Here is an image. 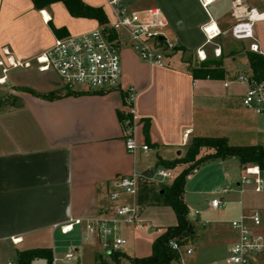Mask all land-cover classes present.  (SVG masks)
<instances>
[{
	"label": "crops",
	"instance_id": "1",
	"mask_svg": "<svg viewBox=\"0 0 264 264\" xmlns=\"http://www.w3.org/2000/svg\"><path fill=\"white\" fill-rule=\"evenodd\" d=\"M82 1L90 7H100L108 24L115 21L116 8L110 0ZM239 1L242 5L238 12L245 8L264 11V2ZM237 3L120 0L119 6L136 11L141 21L149 19V10L160 9L167 20L164 38L185 49L178 51L179 60L174 61L175 54L166 59L167 64L150 63L125 42L121 47L123 73L118 88L93 91L72 87L79 93L65 95L66 91L59 88L42 92L29 87L35 94L23 90L17 95L18 105L0 108V241H10L16 251L52 248L56 256L55 237L66 234L55 224L82 218L83 223L74 230L85 228L86 219L107 213L111 206L109 192L117 177L133 172L150 174V169L155 170L153 166L168 168L159 164L160 159L183 157L195 136H224L230 142L232 125L240 129L245 125L256 141L233 145L264 144V124L245 118L250 116L249 111L255 114L242 103L247 85L235 80L243 71L251 74L246 51L251 50L253 40H239L231 35L236 45L221 42L230 34L233 24H226L235 17ZM43 11L50 19L44 18ZM213 22L220 33L208 40L204 28ZM100 25L96 17L72 15L62 1L39 9L33 0H0V60L7 58L5 50L13 59H30L50 47L56 37L82 34ZM253 31L258 53L264 55V19L255 20ZM122 36L127 39L126 33ZM217 47L221 48L220 56L214 53ZM202 49L207 58L222 59L223 78L193 77L189 67L200 65L197 51ZM1 77L5 81H0V85L9 82L7 74ZM14 85L13 82L10 87ZM52 93L62 95L47 97ZM133 113L137 116L133 136L138 143L148 144V151L139 148L130 153L127 149L124 122ZM146 122L148 139L144 132ZM212 130L219 134L209 135L207 131ZM260 139L262 142H258ZM188 165L180 163L170 168L175 176L169 183L155 180V175L145 179L139 185L138 196L145 184H170ZM187 179H193L192 174ZM184 200L187 203L185 194ZM227 201L239 209L238 217L249 214L251 208L264 213L258 197ZM189 218L193 222L199 220ZM222 226L217 225V230ZM228 228L233 241L235 232L230 225ZM27 240L31 244H25ZM12 264H16V259Z\"/></svg>",
	"mask_w": 264,
	"mask_h": 264
},
{
	"label": "built area",
	"instance_id": "2",
	"mask_svg": "<svg viewBox=\"0 0 264 264\" xmlns=\"http://www.w3.org/2000/svg\"><path fill=\"white\" fill-rule=\"evenodd\" d=\"M237 1L233 12L237 22L231 26L230 33L235 39H252L250 49L258 52L259 46L255 42L253 28L255 20L264 19V11L245 8L244 11L238 12L237 8L240 9L242 4L239 0ZM119 2L120 0H110V4L116 8L114 22L82 34L56 37L50 47L30 59H13L9 51L5 50L7 58L0 60V66L7 71L36 65L40 71L56 72L64 85L93 91H108L118 88L121 84L123 73L121 47L125 42L142 59L150 63L167 64L166 59L177 44L167 38H160L167 25V20L160 9L149 10V19L141 21L136 11L121 8ZM254 11L259 13L258 17H253ZM204 30L208 40H212L220 33L219 29L211 30L210 26L205 27ZM111 31L116 33L114 37H111ZM122 33H126V40ZM214 53L220 56L221 48H215ZM197 54L201 61L207 59L204 49L198 50ZM235 80L247 85L242 99L243 105L256 115L264 117V79L258 81L250 74L243 73ZM133 114L134 122L137 116ZM133 128L127 130V149L130 153H135L139 148L148 151L150 146L137 142L133 136ZM154 175L162 179L175 176L173 169L161 167L154 170ZM145 179L147 177L142 173L136 172L117 177L109 192L111 206L108 212L86 219L83 238L85 240L93 238L99 241L104 250L120 249L127 241L117 235L118 224L135 223L136 227L150 231L153 226L139 220L141 206L137 200L139 185ZM237 186L241 193L247 191L264 193V171L259 166L247 167ZM231 190H233L231 186L216 189L217 195L211 199L210 207L214 209L225 207L229 203L225 195ZM241 204L242 201H239L238 205ZM82 223V218H75L67 224H55V227H59L63 234H68L74 230L76 225ZM230 223L235 237L228 248V253L222 259L213 260L207 264H254L256 256L264 251V234L261 230L264 225L262 212L257 208L253 209L251 213L232 219ZM163 230L160 227L156 229L158 234L163 233ZM13 242L17 243L18 239H13ZM171 246L182 254L184 246L176 240L171 241ZM192 252L193 249L187 247L186 253L191 254ZM75 258V252L69 250L62 258L54 255L52 264H60L61 261L64 264H71ZM9 264L12 263L9 262Z\"/></svg>",
	"mask_w": 264,
	"mask_h": 264
},
{
	"label": "rangeland",
	"instance_id": "3",
	"mask_svg": "<svg viewBox=\"0 0 264 264\" xmlns=\"http://www.w3.org/2000/svg\"><path fill=\"white\" fill-rule=\"evenodd\" d=\"M257 1L260 3L264 2V0ZM236 22L237 19L234 17L226 26L230 27ZM225 36L226 37L222 39L221 42L227 41L228 44L236 45L231 33ZM175 54L177 55L174 61H177L180 58V52H172L173 56ZM243 73L250 74V71H243ZM2 74H7L9 76V82L0 85L1 109L18 105L20 100L17 95L25 88L31 87L42 92L52 88H59L60 91L64 92L66 88H68L67 85L63 84L56 72L52 70L40 72L36 65L30 68L21 67L9 69L7 71H4L3 66H0V79L2 78ZM13 82L15 85L10 87ZM9 87L13 89L15 94H11L8 91ZM70 88L73 89L72 87ZM6 91L8 92L4 94ZM11 95H16V97ZM248 113L250 116H248V118L245 117L246 120H255L257 123L264 124V117L255 115L250 111ZM242 124L243 123L240 122V126ZM232 126L233 127L230 128L231 131H234L230 141L232 144L256 142L253 135L247 132L248 128L245 125L241 127L242 129L236 128L235 125ZM207 132L209 135L219 134V131L214 130ZM258 142H262V140L260 139ZM153 167L156 170L158 169V167ZM191 174L193 179H187L184 194L190 209L189 216L199 220H194L195 232L192 241L190 244L183 247L179 260L172 264H207L213 260L222 259L226 255L227 245L232 241V235L228 227L229 225L231 226V220L238 217L240 212L239 209L235 208L234 204L230 202L224 208L214 209L209 207L208 203L217 195L215 193L216 189L231 186L233 190L226 194L228 200L236 201L255 199L258 197L260 205H264V193L258 194L253 191L241 193L238 190L237 182H239L245 174V169L236 157L228 159L217 158L205 162ZM155 180H164L169 183L171 178L162 179L160 176L156 175ZM253 209L254 208H251L249 213H251ZM196 210L198 212H196ZM262 210L264 211V208ZM262 214L264 217L263 212ZM139 220L150 224L153 228L150 231H146L141 227H136L135 223L118 224L117 235L125 238L127 241L120 249L108 248L104 250L103 245L99 241L93 238L85 240L83 238L85 228L78 227L66 235L58 233L55 237L56 256L62 258L66 252L73 250L76 254V258L71 264H100L99 256L102 257L105 264H119L114 258H117L120 264H132L127 257L116 255L115 253L123 252L131 257L150 255L152 253L153 241L159 235L156 231L157 227L164 229V232L166 227L176 224L177 221L173 209L165 205H149L144 207L143 210L142 207H140ZM221 224H224V226L220 227V231H218L216 226ZM261 230L264 234V225L261 227ZM220 234L224 236L220 237ZM30 242L31 241L27 240L25 244L29 245L31 244ZM188 246L193 249L191 254L186 253ZM208 246L211 248L209 249ZM19 247H21V245ZM16 257L17 251L14 249L11 242L0 241V264L12 263L15 261ZM79 258L80 261L78 260ZM32 264H47V259L42 257L35 258ZM60 264L64 263L61 261ZM254 264H264V252L256 256Z\"/></svg>",
	"mask_w": 264,
	"mask_h": 264
},
{
	"label": "trees",
	"instance_id": "4",
	"mask_svg": "<svg viewBox=\"0 0 264 264\" xmlns=\"http://www.w3.org/2000/svg\"><path fill=\"white\" fill-rule=\"evenodd\" d=\"M55 1L65 3L70 13L74 16L96 17L101 21L100 26L108 25L104 11L100 7H90L82 0H33L34 5L41 9ZM111 37L116 35L111 31ZM185 50L178 45L172 52ZM172 55V53H171ZM248 65L251 70V77L261 81L264 79V55L251 50L246 51ZM222 59L208 57L199 66H190L189 70L194 78H223L225 70ZM65 95L78 94L67 86ZM35 94L30 88L23 89ZM62 94L52 93L49 98L59 97ZM12 96V95H11ZM131 104V103H130ZM125 129H132L134 126L133 115L124 122ZM144 132L148 139L149 123L146 122ZM204 149L206 152H203ZM236 157L244 169L249 166H259L264 171V144L233 145L227 137H205L195 136L188 144L186 154L178 159L166 161L160 159L159 164L168 168L176 167L180 163L189 164L184 168L170 184L154 182L145 184L143 191L139 193L138 203L142 206L165 205L173 209L176 215V224L168 226L165 231L159 234L152 244V253L143 257H131L123 252H116L117 255L127 257L132 264H172L179 260L180 253L171 246V241L176 240L181 246L190 244L194 237L195 224L189 218L190 209L184 200L185 185L188 176L205 162L221 158L228 159ZM46 258L47 264H52L54 253L52 248L37 247L17 251L16 264H32L35 258ZM100 264L105 261L99 256ZM119 264L117 258H114Z\"/></svg>",
	"mask_w": 264,
	"mask_h": 264
},
{
	"label": "bare ground",
	"instance_id": "5",
	"mask_svg": "<svg viewBox=\"0 0 264 264\" xmlns=\"http://www.w3.org/2000/svg\"><path fill=\"white\" fill-rule=\"evenodd\" d=\"M42 13H43L45 19H47V20L50 19L49 14L47 13V11H43ZM252 15H253V17H258L259 13L257 11H254ZM210 29L211 30L214 29V30L217 31L218 30L217 24L213 22L210 25ZM0 81L3 82L5 80L4 79H0Z\"/></svg>",
	"mask_w": 264,
	"mask_h": 264
},
{
	"label": "water",
	"instance_id": "6",
	"mask_svg": "<svg viewBox=\"0 0 264 264\" xmlns=\"http://www.w3.org/2000/svg\"><path fill=\"white\" fill-rule=\"evenodd\" d=\"M160 38L163 39L164 36L162 35ZM143 175L145 177H147V178H153L154 177V170L153 169H150V174H148L147 172H144ZM78 260L80 261V259H78Z\"/></svg>",
	"mask_w": 264,
	"mask_h": 264
}]
</instances>
